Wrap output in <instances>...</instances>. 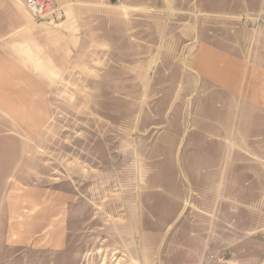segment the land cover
<instances>
[{"label":"crops","instance_id":"1","mask_svg":"<svg viewBox=\"0 0 264 264\" xmlns=\"http://www.w3.org/2000/svg\"><path fill=\"white\" fill-rule=\"evenodd\" d=\"M57 1L66 19L44 30L41 22H56L37 23L22 0H0V186L38 163L41 103L55 95V71L65 85L67 71L89 67L85 53L93 50L86 45L102 19L109 53L100 59L110 61V75H102L131 80L135 96L179 93L194 107L195 94L222 93L217 97L231 103L212 135L215 174L194 171L190 195L168 223L175 227L165 264L253 262L250 252L264 234V0L97 2L96 11L75 14L66 7L91 0ZM35 194L24 197L34 224L42 228L55 215L60 220L62 191L50 201L46 192ZM55 237L48 240L52 246Z\"/></svg>","mask_w":264,"mask_h":264},{"label":"rangeland","instance_id":"2","mask_svg":"<svg viewBox=\"0 0 264 264\" xmlns=\"http://www.w3.org/2000/svg\"><path fill=\"white\" fill-rule=\"evenodd\" d=\"M90 2L66 11L108 5ZM96 22L86 45L93 50L85 53L89 67L71 68L65 85L55 71V95L41 103L38 163L0 186V264H165L175 227L168 223L190 195L194 171L215 174L212 135L227 119L229 100L227 107L217 97L222 93L195 94L193 107L179 93L135 96L134 82L110 77L109 59H100L109 53L108 36L103 20ZM41 23L53 30L63 21ZM37 191L49 201L58 191L64 198L60 220L55 215L42 228L25 210L24 197ZM12 193L15 204L8 200ZM53 234L56 246L48 241ZM252 253L249 264H264V241Z\"/></svg>","mask_w":264,"mask_h":264},{"label":"built area","instance_id":"3","mask_svg":"<svg viewBox=\"0 0 264 264\" xmlns=\"http://www.w3.org/2000/svg\"><path fill=\"white\" fill-rule=\"evenodd\" d=\"M110 4H127L132 0H103ZM23 4L26 5L31 16L36 20H49L56 23L62 22L66 19L65 8L63 5L58 3L57 0H22ZM264 241V234L261 236ZM214 258V256H212Z\"/></svg>","mask_w":264,"mask_h":264}]
</instances>
